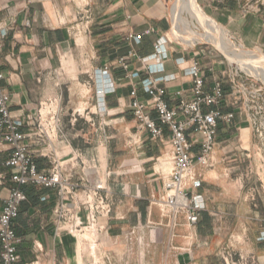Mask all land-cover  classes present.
Instances as JSON below:
<instances>
[{"label":"crops","instance_id":"obj_1","mask_svg":"<svg viewBox=\"0 0 264 264\" xmlns=\"http://www.w3.org/2000/svg\"><path fill=\"white\" fill-rule=\"evenodd\" d=\"M172 3L0 0V70L5 73L1 84L10 95L12 117L22 120L21 131L29 133V121L40 103L60 98L64 140H56L54 147L60 155L76 153L74 180L91 186L102 183L112 205L111 212L102 216L104 229L91 247L92 242L72 234L67 224L57 226V189L24 186L28 198L14 222L19 264H227L230 254L244 256L250 264H264V190L253 175L255 164L264 169V161L247 159L259 147L230 96L221 108L235 111L233 122L219 123L218 145L209 166L195 159L200 185L186 182L203 201L199 222L190 226L185 214H164L152 203L153 197L165 193L172 134L163 125L162 138L152 141L146 130H138L131 91L136 89L138 97L147 100L146 83L156 78L175 106V93L190 88L187 69L192 59L205 65L216 61L201 48L166 42L173 30ZM201 3L232 27L231 32L241 23L246 29L253 25L254 20L240 18L247 0ZM87 11L89 32L84 31ZM159 41L164 48L156 57ZM121 57L127 67L118 63ZM222 67L207 70V91H212ZM152 115L157 116L155 111ZM30 142L39 170L50 169L51 160L44 156L48 148L36 139ZM199 149L195 144L194 152ZM11 153L9 145H0V212L15 185L7 165ZM79 199L85 201L86 194L81 192ZM87 213L83 207L81 216ZM153 222L162 225L154 228Z\"/></svg>","mask_w":264,"mask_h":264},{"label":"built area","instance_id":"obj_2","mask_svg":"<svg viewBox=\"0 0 264 264\" xmlns=\"http://www.w3.org/2000/svg\"><path fill=\"white\" fill-rule=\"evenodd\" d=\"M248 8H251V2L247 3L246 12ZM87 12L83 16L85 32H89L91 20ZM174 41L180 42L185 49L201 48L216 61L205 65L196 58L192 59L187 69L191 78L190 88L175 93V106H171L166 99L167 90L159 85L158 79L150 78L145 86L148 99H140L137 90L133 89L131 107L138 130H146L152 141L162 138L163 125L169 126L172 134V167L164 178L165 193L161 197H153L152 203L158 204L164 214H185L188 225L194 226L200 220L204 205L201 196L191 192L186 182L190 180L195 186L200 185L194 172L195 165L211 164L218 145L219 123L224 122L229 126L233 122L235 111L224 112L221 108L229 96L231 103L245 115L260 150L264 151V52L243 44L213 17L208 25L195 22L186 30L173 16V30L166 36V42ZM163 48L162 42L155 44L156 57ZM118 63L128 66L124 57ZM216 67L222 68L214 80L212 91H207V70H215ZM107 71L105 68V75ZM3 79L5 73L0 70V145L11 147L7 165L12 168L11 178L15 185L11 187L0 212V264H19V238L14 222L28 198L23 189L27 185L57 189L60 195L54 209L57 226L67 224L72 234L83 236L84 240L92 242L91 247H95L98 235L104 229L101 218L111 212L112 205L109 195L102 192V183L91 186L74 180L78 155L72 152L60 155L54 147L56 140H64L60 98L41 102L29 121L30 132L25 133L21 131L23 121L11 115V99L1 84ZM226 85L230 86L229 92ZM153 111L156 117L152 115ZM31 139L43 142L48 148L44 156L51 160L50 169L39 170ZM197 143L200 149L194 152L193 147ZM81 192L86 194L85 201L79 199ZM83 207L88 209L85 218L80 214ZM151 225L155 228L162 224L153 222ZM229 257L227 264H250L244 256L236 258L230 254Z\"/></svg>","mask_w":264,"mask_h":264},{"label":"rangeland","instance_id":"obj_3","mask_svg":"<svg viewBox=\"0 0 264 264\" xmlns=\"http://www.w3.org/2000/svg\"><path fill=\"white\" fill-rule=\"evenodd\" d=\"M198 2H199V5L203 7L202 9H203L204 13L209 17L210 20H212V18L210 16L216 18L214 15H212L205 8V4L201 3V0H199ZM249 2H251V8H248L247 12L245 11V8H244L243 9L244 12L240 13V18H242V22H245V20H247V19H249V22H251L250 20H254L253 23H252L253 25H250L249 28L246 29V28H243L244 25H243V23H241L237 27L238 30L235 29V30L232 31V33L239 39V41H241L246 46L254 47V48H260L264 52V47H263V45H264V0H249V1L247 0V3H249ZM175 3H179V0H173L172 4H174V6L176 5ZM174 6H172L173 7L172 9H174ZM172 14L174 16V13H172ZM183 16L187 17L189 22L194 20L187 11L186 12L184 11ZM216 20L225 29L227 28V29H229L231 31L232 27L229 28L227 25L222 23L221 20L218 19V18H216ZM191 25L192 24L190 23V25L186 26L184 29H186V30L189 29ZM248 132H249V129L247 128L246 129L247 136L249 134ZM252 138L254 140L253 134H252ZM249 141H250L249 137L245 139V141H244L245 142V145H244L245 147H249V144H248ZM256 141L254 143L259 148L256 149L254 152H252L251 157H247V159L254 160L255 163L256 162H258V163L262 162L263 163V161H264V151L262 152L260 150L259 142L258 141L256 142ZM248 163H250V161ZM255 166L257 168L255 169L253 175H255L256 182L258 183L259 187L263 191L264 188L262 187V182H263L262 178H264V169L263 168L258 169V166L256 164H255ZM258 178H259V181H258Z\"/></svg>","mask_w":264,"mask_h":264},{"label":"bare ground","instance_id":"obj_4","mask_svg":"<svg viewBox=\"0 0 264 264\" xmlns=\"http://www.w3.org/2000/svg\"><path fill=\"white\" fill-rule=\"evenodd\" d=\"M175 4L174 9L172 10H174L175 20L181 27L185 28L186 26H189L190 23L194 24L195 22H201L204 25L210 23L211 20L204 15L197 0H179V3ZM184 11H187L194 20L191 19L192 21L189 22L187 17L183 16Z\"/></svg>","mask_w":264,"mask_h":264}]
</instances>
